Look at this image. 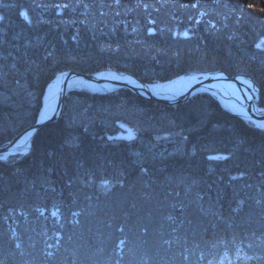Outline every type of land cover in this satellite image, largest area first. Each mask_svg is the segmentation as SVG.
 <instances>
[{
	"label": "trees",
	"instance_id": "1",
	"mask_svg": "<svg viewBox=\"0 0 264 264\" xmlns=\"http://www.w3.org/2000/svg\"><path fill=\"white\" fill-rule=\"evenodd\" d=\"M8 3H16L19 0H6ZM27 4L28 0H20ZM131 19V17L127 18ZM207 19V18H206ZM219 19L224 22L223 17ZM215 22V21H213ZM226 23V22H225ZM160 27L172 26L168 21L161 23ZM187 22L181 27H186ZM124 25H121L123 28ZM220 25H218V28ZM0 29H5L8 38L18 34L19 41L24 42L25 37L33 41L37 35L28 32H21V25L18 16L14 11L6 14V22L0 23ZM239 29V31H236ZM46 28L39 34L43 35ZM175 31V26H173ZM72 30L66 34L71 47ZM235 35L234 39H229L230 35ZM189 41L181 42L179 46H169L163 52H152L149 55L156 56V60L150 59H130L125 56L120 57H97L92 55L93 47L84 48L79 55L84 57V62L74 66L80 73H94L99 69L112 68L119 72H125L137 77L145 83L156 81L166 82L179 76H191L203 73H215L222 71L229 76H248L252 79L260 91L259 106L264 107V59L254 58L249 55L256 51L254 42L261 35H264V27L254 21H244L240 24L232 22L229 27L222 29L219 33L210 32L205 25L198 27ZM158 36V35H157ZM47 39L56 38L55 31L48 33ZM87 39V38H86ZM16 41H13V43ZM91 45V41H88ZM179 58V63L176 62ZM112 65L113 67H105ZM68 70V69H66ZM54 77L51 79V81ZM50 81V82H51ZM24 83V81H19ZM48 82L47 85L50 83ZM17 80L12 81L15 87ZM47 85L44 87L43 95ZM39 102L35 97L24 104L23 96H14L9 89L0 87V147L7 144L15 135L35 123L38 113L42 107V98ZM126 100L129 104L121 105L119 102ZM135 103L138 107L146 109L153 116L160 119L158 122L167 130L180 129L177 125H183L185 129L192 128V133L185 132L188 136L189 144H196L198 147L207 145L208 150L201 157L192 160H172L170 166L183 167L203 178L204 184L201 194H204V203L200 208L193 205L190 209L188 223L179 230V234H187L189 242L195 239L201 244L211 242L218 235L223 236L226 241H230L235 235L237 244L240 245L241 255L251 254L253 248L249 245H260L264 247V207L261 204L253 203L259 198L264 200V178L259 174L264 172V132L254 127L250 122L241 119L221 107L218 101L209 95L202 94L190 98L182 104L173 106L164 105L151 100L143 99L128 90H119L110 94H94L87 90H79L71 93L65 100V108L62 117L56 123L43 129L41 127L33 136L31 148L26 154H15L7 156L8 163L0 162V233L6 232L11 226L16 234L23 241L22 249L24 255H20V249L15 248V239L11 233L7 237L0 234V260L7 259V264H45L41 249L43 248V237L38 235L41 229L47 227L48 234L54 229L51 221L47 224L43 220H36L30 216V223H25L23 219L3 220L10 207L18 204H42L47 203L49 210L52 204L63 202L62 211L67 217L64 227L60 229L64 236V247L60 249L56 264H84L85 257L96 252L98 249L110 250L116 238L120 236L119 227L123 225L122 220L115 222L114 227L112 215L119 211L112 205L101 200L95 206L88 207L91 192H85L75 188L70 176L73 175V157L67 153H61L59 145L63 136L64 117L76 116L80 119L91 118L92 128L97 139L88 137L85 142L83 158L92 162L97 155H102L109 160L116 162H126L128 159L126 146L117 148H102L100 137L107 140L108 135L119 132L121 119L110 115L111 112L123 110L131 107ZM35 110V116H28L27 110ZM215 124V127H213ZM82 130V129H81ZM119 142V141H117ZM171 147V146H170ZM236 150L238 159L227 161L228 171L236 173L244 171L249 178L243 182L234 181L233 186H227L229 173L221 171L219 165L209 169L207 157L209 155H230L231 150ZM33 150V153H32ZM52 150L56 153L53 160H48L47 152ZM32 155L27 157V155ZM41 160L46 165L54 164L55 169L51 173H42L39 170ZM14 162V163H13ZM18 167L27 169L22 175L16 174ZM65 168L68 171H65ZM47 180V184L42 182ZM243 183V187L241 184ZM55 191L49 189L48 185ZM257 188L260 189L257 192ZM234 192L251 199L247 202L245 211L247 214L242 217L243 224H239L235 230L228 227L209 228L205 221L210 220L212 215L206 213L209 208L217 212L214 205L209 201V197L215 201L217 194L222 196V202L227 207L228 201ZM76 204H73V198ZM194 200V197H190ZM79 208L86 209L87 215H82L79 219L81 223L74 226L72 223L71 210ZM235 207V206H234ZM241 215V214H240ZM235 213L232 216L239 218ZM231 223V221H229ZM162 231L165 233L163 239H170L171 228L165 226ZM71 239H68V238ZM150 244L157 246L160 237H148ZM11 243H8V241ZM38 242L36 248L30 247L32 242ZM52 242V241H49ZM210 248V243H209ZM165 248L168 246L165 245ZM215 252V249H212ZM226 251L224 245H220L219 254ZM229 258L235 252V246L231 247ZM237 264H242L237 261ZM248 264H253L249 261Z\"/></svg>",
	"mask_w": 264,
	"mask_h": 264
},
{
	"label": "clouds",
	"instance_id": "2",
	"mask_svg": "<svg viewBox=\"0 0 264 264\" xmlns=\"http://www.w3.org/2000/svg\"><path fill=\"white\" fill-rule=\"evenodd\" d=\"M144 2L149 3V12L153 18L160 23L167 20L172 26L158 36H147L145 29L148 27L146 17L149 12L143 11L139 0H119V5L117 0H28L27 4L21 3L20 0L16 3L0 0L2 23L6 22V14L14 11L21 25V32L37 35L34 41L25 37V41L20 42L18 34L8 38L7 31L0 29V87L9 89L14 96H23L25 105L33 97L38 104L44 87L57 74L63 73L66 69L79 74L74 66L84 62V57L79 55L84 48L93 47L92 55L97 57L125 56L130 59L156 60V56L149 53H159L169 46H179L181 42L172 39L169 34L175 26L169 16L177 12V8L171 4H155L153 0ZM232 3L241 5L237 15L246 14L252 17L256 24H264V16L258 15L259 9L264 7V0H232ZM57 4L59 8L55 7ZM248 4H254L256 11L246 12ZM154 8H159L160 11L157 13L153 11ZM58 12L63 14L58 15ZM178 14L184 13L181 11ZM29 16L32 19L30 24L27 23ZM129 17L130 20L127 19ZM45 28L44 34L40 35ZM70 30L71 47L69 39L66 38ZM53 31L58 33L59 46L56 38H46L48 33ZM259 39H264V35ZM88 41H91V45ZM176 62L179 63V58ZM13 80H17L15 87L12 86ZM119 103L129 104L126 100ZM131 105L123 110L111 112L110 115L122 118L121 127L125 130L131 129L135 133L134 138L119 142L112 137L107 140L99 138L102 142L101 147L105 149L126 146L128 149L126 162L112 161L99 154L92 162L83 158L86 139L88 137L97 139L92 128L93 121L91 118L64 117V132L59 149L61 153H67L74 158L73 175L70 176L73 186L86 195L91 192L94 201L90 199L88 207L95 206L101 200L114 206L119 215L113 213V223H110L109 227H114L116 221L122 220L126 231L120 233V236H127L129 240L123 252L114 251L113 244L110 250L98 249L86 256L84 264H208V261L198 259L202 250L211 264H220L221 260L223 264H229V261L230 264H237L238 260L242 264H248L249 261L253 264H264V247L260 245H249L253 248L251 254L241 255L240 245L233 236L231 239H234L233 246L238 249L234 256L230 259L229 252L225 251L217 258L208 255L205 244L200 243L197 247L195 239L189 242L186 233L179 234V230L188 223L193 205L197 209L203 206L204 194H201V188L204 181L193 171L170 166L168 162L176 159L192 160L201 155L205 159L207 145L198 147L196 144H189L188 136L184 133H192L194 129H185L183 125H177L179 131L167 130L158 122L163 118L151 115L149 111L135 103ZM26 114L35 116L36 113L35 110L29 109ZM48 125H44L43 129ZM230 153L227 161L238 159L236 150L233 149ZM55 156L54 151L47 152L48 160H53ZM207 161L209 169L219 165L221 171L229 173L226 182L229 187L233 186L234 181L243 182L249 178L248 173L244 171L229 172L227 161L212 162L208 157ZM0 162L8 163L4 160ZM54 169V164L46 165L41 160L40 172L51 173ZM26 171L27 169L18 167L16 174L22 175ZM65 171L68 169L65 168ZM259 176L264 178V172ZM105 181L111 188L107 193L103 190ZM243 186L242 183L241 187ZM259 191L257 188V192ZM190 197H194V200ZM249 199L251 198L240 192H234L225 208L220 194H217L215 201L209 197L218 215L205 221L206 226L227 227L225 221L232 217L234 206H238L240 201L248 202ZM259 201L261 199L256 198L253 203L258 204ZM87 214L85 212V215ZM246 214L244 210L239 218H235L234 228L238 226V221L239 224H243L242 217ZM169 217L174 218V221H170ZM165 226L171 228V233H168L170 239H163L165 233L162 229ZM149 236L160 237L157 246L150 244ZM167 240H171L170 246L165 242ZM165 245L168 247L165 248ZM0 264H7V259L0 260Z\"/></svg>",
	"mask_w": 264,
	"mask_h": 264
},
{
	"label": "snow or ice",
	"instance_id": "3",
	"mask_svg": "<svg viewBox=\"0 0 264 264\" xmlns=\"http://www.w3.org/2000/svg\"><path fill=\"white\" fill-rule=\"evenodd\" d=\"M139 3L142 5L143 11L149 12V3L144 2V0H139ZM155 4H171L177 8V12H173L169 19L175 25V31H171L169 34L172 39L185 42L189 41L192 38L191 34H194L198 27L201 25H205L207 30L214 33H219L222 29L229 27L233 21L236 24H240L244 21H252V17L247 16L246 14L237 15L241 5L238 3H232V0H153ZM117 4L119 5V0H117ZM229 5H231L229 7ZM56 8H59V4L55 5ZM66 7V5H65ZM227 9V10H226ZM153 11L159 12V8H154ZM183 12V15L178 14L179 12ZM256 8L254 4H248L246 8V12H255ZM63 13L58 12V15H62ZM258 15L264 16V7L260 8L258 11ZM223 17L224 22H222L219 17ZM207 18V19H206ZM148 21V27L145 29L146 35L149 37H154L159 35L161 32H164L169 26L160 27L161 24L155 18H153L152 14L149 12L148 16L146 17ZM187 22L186 27H181ZM215 21V22H213ZM32 22L31 16L27 21L28 24ZM226 22V23H225ZM2 23V21H0ZM218 25L220 27L218 28ZM264 27V24H261ZM134 30V29H133ZM239 31V29H236ZM229 39H234L235 35H230ZM254 48L256 51L250 52L249 55L254 58L264 59V39H258L254 42ZM114 79H119V77H114ZM47 118V114L41 115V122H43ZM135 136V133L131 129H127V135L122 137V140H132ZM8 158L0 153V160H7ZM208 159L212 162L218 161H227L229 159L228 155H209ZM243 177H240L242 179ZM43 184H47V180L42 182ZM49 189L51 191H55L54 188H51V185H48V188H45V192ZM103 190L107 193L111 191L110 186L105 181L103 185ZM86 199H91V197H86ZM76 198H73V204H76ZM264 207V200L258 202ZM63 206V202H56L52 204V210H49L48 204H18L17 206L10 207L8 213L5 214L3 217L4 221L9 219L20 220L23 219L25 223H30L29 220L30 216H34L36 220H43L45 224L48 221L54 226V229L51 231V235L48 234L49 230L47 227L41 229L38 233L41 237H43V248L41 249L42 256L44 257L45 264H56L57 258L59 256L60 249L64 247V236L61 234L60 229L64 227V223L62 221H66L67 217L64 215L63 211L61 210ZM247 207V201H240L238 206L232 209V213H235L236 216H239ZM86 209L77 207L76 209L71 210V217L72 223L74 226L79 225L81 220L79 219L82 215H84ZM206 213L212 216L218 215L217 212L212 211L211 208L206 210ZM90 214V213H88ZM170 221H174V218L169 217ZM231 221V223H229ZM235 221V217L232 216L230 219L226 220L225 223L228 228L235 230L233 227V222ZM119 232L124 233L126 230L124 226L119 227ZM11 233L13 239L18 241L15 243V248L20 249V255H24V250L22 249L23 241L21 238L16 234V231L12 229L11 226L8 227L6 232L0 233L4 237H7L8 234ZM144 234H147V230H144ZM234 239H235V235ZM68 239H71L70 237ZM234 239L230 241H226L223 236H217L211 242H205V247L207 249L208 255L219 257V248L220 245H224L226 252L231 250V247L234 244ZM52 241V242H49ZM169 246L171 245V240L165 241ZM8 243H11L9 240ZM38 242L34 241L30 244V247L33 249L36 248V244ZM129 240L127 236L121 235L116 238L114 242V251L123 252V249L128 246ZM210 243V248H209ZM196 246L199 247L200 243L197 242ZM251 246V245H250ZM212 249L216 251L213 252ZM238 250V249H236ZM239 258V257H238ZM187 259V257H186ZM200 261H208V264H211V261L208 259V256L204 254L202 250L200 255L198 256ZM220 264H223V260H221ZM230 264V261H229Z\"/></svg>",
	"mask_w": 264,
	"mask_h": 264
},
{
	"label": "water",
	"instance_id": "4",
	"mask_svg": "<svg viewBox=\"0 0 264 264\" xmlns=\"http://www.w3.org/2000/svg\"><path fill=\"white\" fill-rule=\"evenodd\" d=\"M101 73H112L122 78H131V83H123V82H115V81H106L103 78L100 77ZM191 78H196L197 80L194 83L185 85L183 87V90L181 93L173 95V94H165L160 93L159 90H156L155 87L158 85L166 84L175 82L176 80H189ZM186 77V76H179L170 81L166 82H159L155 84H148L145 82L140 81L137 77L125 73V72H119L112 68H104L94 73H80L76 74L75 72L71 70H65L63 73L57 74L54 79L47 85L43 98H42V107L44 103V97L48 90V88L54 84V82L57 79H61L59 84V90L57 93V104L55 108V112L50 117L46 118L43 122H41L40 114L42 107L38 113V116L36 118V121L31 126H28L24 130H22L20 133L15 135L7 144L0 147V153H3L5 157L15 154H26L29 149L31 148V142L32 138L35 135V133L44 125L51 123L52 121H58L64 112L65 108V100L66 98L73 93L74 91L79 90H87L94 94H110L117 92L119 90H128L131 93L146 99V100H152L154 102H158L164 105H177L182 104L189 100L190 98L197 97L202 94H206L214 98L216 101L219 102L221 105L219 99L217 98V95L222 96L221 91L211 85H214L215 80H227L231 83H235V85H239L240 81L239 79L242 78L246 80L249 83V88L246 89V95L244 96V102L240 103L242 104V107H244L246 111V116H243L238 113H234L221 105L223 109L228 111L229 113L238 116L241 119H244L245 121L251 122L254 127L260 129L264 132V107L259 106L260 102V91L259 88L255 85V83L252 81V79L248 76H229L227 73L218 71L212 74H198L193 77ZM90 85L91 87H88ZM156 91V92H155ZM28 135L29 142L26 147L20 148L18 145L19 140L24 135ZM127 135V130L121 127L119 125V132L113 135H108L107 139L109 137L114 138L116 141H121L122 137Z\"/></svg>",
	"mask_w": 264,
	"mask_h": 264
},
{
	"label": "bare ground",
	"instance_id": "5",
	"mask_svg": "<svg viewBox=\"0 0 264 264\" xmlns=\"http://www.w3.org/2000/svg\"><path fill=\"white\" fill-rule=\"evenodd\" d=\"M100 77L103 78L106 81H115V82H123V83H131V78H122L119 77L115 74L112 73H101ZM114 77H119V79H114ZM197 79L196 78H191V79H187V80H176L175 82H171V83H166V84H162V85H158L155 87L156 90H159L160 93H165V94H179L182 92L183 87L185 85L194 83ZM61 79H57L54 84H52L44 97V103H43V107L41 110V114H40V118L41 115L43 114H47V118L50 117L51 115H53V113L55 112V108H56V104H57V93L59 90V84H60ZM240 84L239 85H235V83H231L230 81L227 80H215V83H213L214 85H211L217 89H219L221 91L222 96L219 97V95H217V98L219 99L221 105H223L224 107H226L227 109H229L230 111L234 112V113H238L241 114L243 116H246V111L244 109V107H242V104L244 102V96L246 95V89L247 87L249 88V83L240 78L239 79ZM88 87H91L90 85H88ZM156 92V91H155ZM152 101V100H151ZM29 142V138L28 135H24L23 137H21V139L18 142V145L20 148L26 147L27 144Z\"/></svg>",
	"mask_w": 264,
	"mask_h": 264
},
{
	"label": "rangeland",
	"instance_id": "6",
	"mask_svg": "<svg viewBox=\"0 0 264 264\" xmlns=\"http://www.w3.org/2000/svg\"><path fill=\"white\" fill-rule=\"evenodd\" d=\"M203 74H212V73H203ZM196 75H198V74H195V75H191V76H186V77H189V78H191V77H193V76H196ZM177 79V78H176ZM160 81H156V82H152V83H148V84H155V83H159ZM238 117V116H237ZM251 123V122H250ZM252 124V123H251ZM253 125V124H252Z\"/></svg>",
	"mask_w": 264,
	"mask_h": 264
}]
</instances>
